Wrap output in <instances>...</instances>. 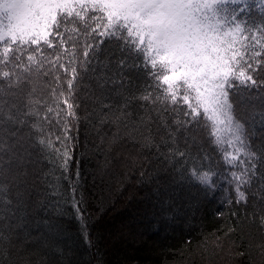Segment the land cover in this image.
I'll return each mask as SVG.
<instances>
[{
  "label": "snow or ice",
  "instance_id": "1",
  "mask_svg": "<svg viewBox=\"0 0 264 264\" xmlns=\"http://www.w3.org/2000/svg\"><path fill=\"white\" fill-rule=\"evenodd\" d=\"M253 4L259 22L248 16ZM253 91L264 99V0H0V255H10L20 226L31 150L53 147L33 120L45 93L73 119L99 108V124L117 136L120 125L137 130L128 124L135 105L144 116L133 124L154 125L144 139L174 162L191 161L188 178L209 189L217 173L202 162L205 143L214 146L236 169L228 180L235 203L246 206L259 181L253 218L264 228V151L249 146L237 114Z\"/></svg>",
  "mask_w": 264,
  "mask_h": 264
},
{
  "label": "trees",
  "instance_id": "2",
  "mask_svg": "<svg viewBox=\"0 0 264 264\" xmlns=\"http://www.w3.org/2000/svg\"><path fill=\"white\" fill-rule=\"evenodd\" d=\"M248 16L259 22L254 4ZM100 71L110 69L98 66ZM45 101L53 112H47ZM57 104L58 97L45 93L41 115L33 117L43 128L36 135L51 139L53 147L31 150L16 214L20 226L0 264H264V228L253 218L260 215L259 201L251 195L258 180L248 190V204H237L220 178L213 177L214 188L202 186L188 178L191 161L174 162L165 148L147 142L154 125L133 124L144 116L135 105L128 124L137 130L120 125L117 136L99 124V108L88 115L77 109L80 118L73 119L66 105ZM243 105L237 114L249 146L264 151V99L253 91ZM204 147L209 159L203 167L221 172L225 163L219 151Z\"/></svg>",
  "mask_w": 264,
  "mask_h": 264
},
{
  "label": "rangeland",
  "instance_id": "3",
  "mask_svg": "<svg viewBox=\"0 0 264 264\" xmlns=\"http://www.w3.org/2000/svg\"><path fill=\"white\" fill-rule=\"evenodd\" d=\"M234 170H236V169H229V167L225 164V168L221 172L217 173V175H216L217 178H220L223 182H225L226 187L224 188V190L227 192L230 189L232 190V186L229 185L228 180L231 179L230 172L234 171Z\"/></svg>",
  "mask_w": 264,
  "mask_h": 264
}]
</instances>
